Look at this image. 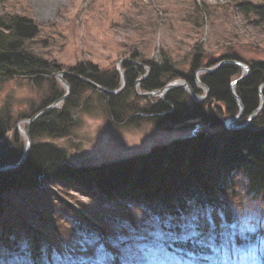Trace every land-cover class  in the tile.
<instances>
[{
    "label": "rangeland",
    "instance_id": "374dc122",
    "mask_svg": "<svg viewBox=\"0 0 264 264\" xmlns=\"http://www.w3.org/2000/svg\"><path fill=\"white\" fill-rule=\"evenodd\" d=\"M246 2L264 5V0H62L41 11L34 0H0V16L18 15L34 23L37 34L25 47L51 63L52 74L90 64L103 75L117 73L121 80V72L127 75L130 67L146 74L143 66L149 68V63L167 62L189 73L196 56L202 68L222 60L249 67L264 61V16L243 12L240 4ZM211 63L216 64L206 67ZM33 77L0 83V116L9 112L15 122L5 141L22 153L27 120L55 90L47 79L54 78L66 93L54 76ZM178 79L184 80L170 82ZM137 90L145 92L140 85ZM106 96L93 88L84 91L67 133L32 140L29 130L32 146L61 150L59 161L68 165L93 167L222 128L196 120L159 122L146 112L158 98L140 97L135 89L125 103L130 108L115 120ZM263 110L251 122L255 129L264 128ZM233 117L224 116L225 127ZM248 117L244 112L237 125ZM232 179L234 186L217 192L212 207L191 202L182 215L160 219L117 193L83 190L71 180H43L37 189L8 192L0 207V264H264V197L248 194L242 172H234ZM194 221L200 235L192 237ZM250 225H258L256 233L246 232ZM187 239L202 243L210 253L195 256L174 244Z\"/></svg>",
    "mask_w": 264,
    "mask_h": 264
},
{
    "label": "trees",
    "instance_id": "16d2710c",
    "mask_svg": "<svg viewBox=\"0 0 264 264\" xmlns=\"http://www.w3.org/2000/svg\"><path fill=\"white\" fill-rule=\"evenodd\" d=\"M240 5L241 10L247 14L264 16V5L247 2ZM36 32L34 23L25 17L0 16V83L17 77L53 73L51 63L32 54L25 47V42L34 37ZM125 65L129 66L128 63ZM149 66L150 74L140 84L142 90L159 89L171 80L182 77L196 92H200L195 86V72L203 66L198 56L194 58L189 73L185 74L167 62L149 63ZM54 67L59 68L56 65ZM250 69L248 77L235 88L247 117L260 103L259 87L264 84V61L252 63ZM72 71L111 90L121 85L117 73L103 75L90 64H79ZM142 72V68L130 67L124 91L119 95L105 97L109 112L115 120L123 117L130 108L125 103L134 93L135 81ZM240 74L239 67L223 65L215 72L200 76L210 90L205 103L191 101L190 95L178 88L146 111L159 122L179 125L193 120L205 121L209 127H222L219 132L202 131L168 145L157 146L147 154L93 167L68 165L59 161L63 154L61 150L46 145H33L19 167L0 172V207L8 192L37 189L43 180L61 178L78 182L83 190L96 188L105 195L117 193L160 219L182 215L191 202L200 208L212 207L217 192L234 186L232 176L237 171L242 172L247 181L248 194L253 198L264 197V128L255 129L252 123L245 129L228 130L224 125V116L233 117L239 111L230 86ZM66 79L71 85L72 94L59 108L49 111L32 124V140L37 137L64 136L80 108L82 93L92 89L81 80L70 77ZM47 81L52 83L55 90L44 107L64 95L63 88L58 87L54 78ZM14 129L15 122L11 114L7 112L1 115L0 167L15 164L21 158L20 147L8 145L5 141L7 134ZM174 244L187 254L200 256L210 253L206 246L195 240L176 241Z\"/></svg>",
    "mask_w": 264,
    "mask_h": 264
},
{
    "label": "water",
    "instance_id": "95a60500",
    "mask_svg": "<svg viewBox=\"0 0 264 264\" xmlns=\"http://www.w3.org/2000/svg\"><path fill=\"white\" fill-rule=\"evenodd\" d=\"M225 64H232V65H235V66H237L243 70L242 75L239 78L235 79L231 83V86H230V92H231L234 100L236 101V103L238 105L239 111L235 117L230 118L226 121V128L228 130H241V129L248 128V126L251 124V122L255 118V116L263 110L264 96L262 95V89L264 88V84L259 87V95L261 98L260 105L257 107V109L255 111H253L251 113V115L248 117L246 122L237 125V123L242 119V117L244 115L245 107L242 103L241 98L236 93L235 88L237 87V85L239 83L243 82L248 77V75L250 74V71H251L250 67L241 61L222 60L216 66H214L212 68H200V69H198L195 72V82L198 86L202 87L205 90V95H203V96H200L195 91L193 86H191L188 82H186L185 80H182V79H178V80H175L173 82H169L165 86H163L162 88L155 89L152 91H145V92L141 93L137 90V87L148 78V76L150 74V68H147L146 66L138 64L139 66H143L145 68L146 74L140 75V78H138L135 81V84H134L135 93L138 96L145 97V98L156 97V98H158L157 101H160V100H163L169 92L179 88V89L185 90L190 95V97L193 100H195L197 103H202L209 96L210 90H209V87L201 81L200 75L203 73L215 72L221 66H223ZM50 76H54L55 78L58 79V81L65 87L66 93L61 98L55 100L51 104L44 107L42 110H39L30 119L27 120L28 127H27L26 131L24 130L22 132V134L25 136L27 142H26V146H25L24 152L21 155L20 160L15 164H8V165L1 166L0 172L10 170V169H15V168L19 167L26 160V158H27V156L30 153L31 148H32L31 139L29 136V130H30L32 124L37 119L41 118L46 113H48L49 111L57 108V105L65 102L70 97V95L72 93L71 85L68 82V80L66 79L67 77L81 80L82 82H84L88 86L92 87L94 90L99 91L104 95H119L125 89V87L127 85V79H126V75L124 74V72H121V81H122L121 86L119 87V89H116V90H111V89L105 88V87L101 86L100 84L96 83L95 81L91 80L90 78H87L81 74L75 73L71 70L59 71L58 73L52 74V75H38V77H43V78L44 77L47 78ZM29 78L33 79L34 77H29Z\"/></svg>",
    "mask_w": 264,
    "mask_h": 264
},
{
    "label": "bare ground",
    "instance_id": "6f19581e",
    "mask_svg": "<svg viewBox=\"0 0 264 264\" xmlns=\"http://www.w3.org/2000/svg\"><path fill=\"white\" fill-rule=\"evenodd\" d=\"M61 1L62 0H34L36 7L39 8L41 11H45L52 7H55L56 5H59ZM50 180H54V179H49L47 181H50ZM55 180H64V179L57 178Z\"/></svg>",
    "mask_w": 264,
    "mask_h": 264
},
{
    "label": "snow or ice",
    "instance_id": "6c2138e0",
    "mask_svg": "<svg viewBox=\"0 0 264 264\" xmlns=\"http://www.w3.org/2000/svg\"><path fill=\"white\" fill-rule=\"evenodd\" d=\"M193 224H194V227L192 229L191 236L195 237V236L200 235V233L195 230V228L198 227V225H196L195 221L193 222ZM257 230H258V225H250V226L247 227L246 232L249 233V234H253V233H256ZM185 238H191V237H185ZM244 239L248 240V239H250V236L249 235H245ZM261 243H264V240H262Z\"/></svg>",
    "mask_w": 264,
    "mask_h": 264
}]
</instances>
